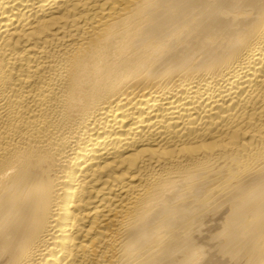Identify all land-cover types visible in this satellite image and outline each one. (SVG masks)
<instances>
[{
  "label": "bare ground",
  "instance_id": "6f19581e",
  "mask_svg": "<svg viewBox=\"0 0 264 264\" xmlns=\"http://www.w3.org/2000/svg\"><path fill=\"white\" fill-rule=\"evenodd\" d=\"M0 264H264V0H0Z\"/></svg>",
  "mask_w": 264,
  "mask_h": 264
}]
</instances>
